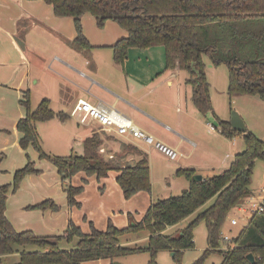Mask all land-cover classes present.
Segmentation results:
<instances>
[{"label": "trees", "instance_id": "trees-1", "mask_svg": "<svg viewBox=\"0 0 264 264\" xmlns=\"http://www.w3.org/2000/svg\"><path fill=\"white\" fill-rule=\"evenodd\" d=\"M27 1H42L51 6L54 16L71 18L76 32L71 46L77 51L93 48L83 34L81 18L85 14L94 17L99 28L107 21H113L127 32L126 37L110 46L117 64L123 63L132 48L162 47L165 70L178 66L187 74L192 103L202 115L212 111L203 56H207L214 66L224 64L227 67L230 99L246 96L264 100V0ZM20 103L26 114L16 125L21 133L19 146L23 150L31 146L39 159L56 167L69 206L80 207L76 197L83 192L86 179H82L79 186H72L65 180L80 172L98 180L106 178L111 171L119 172L116 182L126 200L138 192H151L147 157L122 167L113 158L99 154L103 141L97 133L83 140L81 155L56 156L44 152L36 124L55 118L64 120L65 116L55 113L48 99L31 108L28 93ZM219 127L227 139L241 137L244 150L234 155L220 174L200 182L193 180L194 169H177L175 175L185 178L188 188L177 196L152 203L140 222H135L129 214V226L124 229L115 227L109 220L103 231L89 222L88 234L73 222L59 236L15 231L5 215L7 195L18 190L26 175L39 173L27 157L26 165L14 172L12 182L0 185V264H83L101 259L114 262L120 257L144 252L149 253L150 264H154L158 252L163 250L173 253L175 263L180 264L184 251L194 247L193 231L202 222L207 229L208 248L192 264H205L211 253L221 256L220 264H251L246 259L249 253L254 257L253 264H263L264 212L253 214L230 244L223 241L222 226L227 215L253 195L250 188L253 166L257 159L264 162V142L248 129L244 133L233 130L229 121H219ZM209 201L211 204L177 235L164 234L167 227L179 224ZM28 208L59 209L53 200ZM142 230L149 234L146 247L129 248L121 243L124 234ZM62 242L74 243V248L61 249Z\"/></svg>", "mask_w": 264, "mask_h": 264}, {"label": "crops", "instance_id": "crops-1", "mask_svg": "<svg viewBox=\"0 0 264 264\" xmlns=\"http://www.w3.org/2000/svg\"><path fill=\"white\" fill-rule=\"evenodd\" d=\"M81 23L83 34L93 46L88 51L72 48L71 42L76 37L73 20L54 16L51 6L42 1L0 0V185L12 182L14 172L26 165L27 156L37 170H42V174L26 175L18 190L7 195L5 215L17 232L32 231L38 236H59L73 222L88 234L87 227L92 221L84 207L89 202V194L94 197L96 206L104 200L109 204L116 203L115 207L108 206V213L99 212L100 215L96 216L98 214L93 212L92 223L102 231L105 229L98 228L102 219L107 220L108 224L109 219L116 217L119 226H122L119 229L127 228L128 215L133 217L131 212L136 204L148 209L158 200L155 197L151 199L146 192H138L128 200L124 199L116 182L117 171H111L100 180L95 176L86 177L80 172L68 183L79 186L82 179L88 178V184L76 197L80 207L69 206L56 167L39 159L31 146L26 150L19 146L21 133L16 125L26 114L20 103L26 93L31 108H36L41 100L48 99L50 108L65 116L64 120L55 118L36 124L39 138L41 131L46 133L40 142L44 144L47 139L54 143V149L47 150V154L79 155L83 140L98 133L105 154L113 159L119 156L121 163L125 164L116 163L122 167L135 163L143 156L147 157L151 195L154 194L155 176H160L164 181L163 192L175 189L182 192L189 184L186 180H179L175 175L177 169L192 168L204 180L213 175L205 177L203 172L220 174L231 162L227 161L231 154L224 152L231 147L235 138L227 139L221 134L219 121L229 120L215 115L210 86L212 111L202 115L192 103V88L186 83L187 74L180 71L178 66L165 70L162 47L145 50L132 48L123 63L117 64L110 46L126 37L127 32L113 21H107L103 28H99L90 14H85ZM39 39L44 42L48 40V45ZM78 99L94 105L113 106L156 140L175 148L178 158L167 163L163 155L141 141L100 131L95 123L78 125L69 116ZM125 146L128 151L123 149V153L121 149ZM45 175L50 179L44 180ZM171 183L176 186L171 188ZM159 196L161 199L167 198ZM45 200H53L59 210L28 208ZM181 223L167 228L177 227ZM96 262L113 264L109 259Z\"/></svg>", "mask_w": 264, "mask_h": 264}, {"label": "rangeland", "instance_id": "rangeland-1", "mask_svg": "<svg viewBox=\"0 0 264 264\" xmlns=\"http://www.w3.org/2000/svg\"><path fill=\"white\" fill-rule=\"evenodd\" d=\"M23 38V37H22ZM40 42H44L43 39H39ZM48 40H45L44 44L47 46L48 45ZM50 43V42H49ZM203 60L205 62V72H206V77H207V82L210 86V94L212 97V105L214 109L215 115H217L221 119H226L230 120L231 113L232 112H237L243 122L245 123L246 128L254 133L260 140L264 142V101H261L256 98L252 97H237V98H229L227 94V87H228V71L227 67L224 64H221L219 66H214L211 62V60L207 56H203ZM69 123L71 122L68 120ZM216 119H214V122ZM73 122V121H72ZM74 124V123H72ZM214 126H217L216 124H212ZM75 126V125H74ZM40 138L45 136V132L41 131L40 132ZM98 134V133H97ZM106 136V135H105ZM41 141V140H40ZM233 143L231 144V147L228 150H225L224 154L228 152V154H231V157L227 161H232L234 155L237 153H240L241 151L244 150L245 144L244 141L241 137H235V139L232 141ZM42 149L44 152L48 153L47 150L52 151L50 149H54V143L50 140L45 139L44 144L43 142L40 143ZM122 144V143H120ZM129 145V144H128ZM122 148V147H121ZM126 149V146L121 149V152L125 153L124 150ZM66 151V150H65ZM128 151V150H127ZM120 152V151H119ZM82 152H79V155H81ZM131 153V151H129ZM54 155V154H52ZM107 155V156H106ZM109 154L102 153L101 156L106 158L108 157ZM117 155L118 152H117ZM56 156H64V155H56ZM111 156V155H109ZM28 157V156H27ZM29 158V157H28ZM113 158V157H112ZM163 160L167 163H172V161L167 159L165 156H162ZM120 157L116 156L115 159H113L115 162H119L121 165L125 164V162L121 163V160H119ZM159 164H164L163 162H157ZM226 169V168H225ZM42 174V170H39V173L35 174ZM203 176H211L215 174H207L206 172L202 173ZM180 181L183 182L185 178L179 177ZM50 177L44 176V180H48ZM155 184H154V194L151 195L149 193L151 199H161L159 195H163L162 197H170V196H177L181 193L180 190H172V192H163V185L164 181L160 179V176H155L154 178ZM171 182V181H170ZM88 184V178L86 179V184ZM84 186V187H85ZM176 185L175 183H171V188H174ZM250 188L253 193V197L255 198L256 201H259L260 196L262 195V192L264 191V162L257 159L254 163L253 166V171H252V177H251V184ZM150 199V201H151ZM94 197L89 194V202H87V207H84L85 212L87 216L90 218V220L94 223V221L91 219L93 212L97 213L99 216L100 213H108L110 208L108 207L111 205L112 207H115L116 203H108L107 200H104L103 202L99 203L97 206L95 205ZM157 201V200H156ZM54 202V201H53ZM212 201L207 202L204 206L201 207L197 212L194 214L190 215L186 220L183 222L181 221L180 225L177 227H172V228H166L164 230L165 235H177L180 231V227L184 228L188 223H190L195 216L205 208H207ZM108 203V204H107ZM151 205V204H150ZM59 210V209H58ZM104 210V211H103ZM146 206L143 208L142 205L139 203L136 204L135 210L132 211L133 213V219L135 222H140L142 217L144 216L146 212ZM121 211V210H119ZM116 211V212H119ZM100 212V213H99ZM104 215V214H103ZM238 215V214H236ZM243 215V214H239ZM246 215H249V212H246ZM246 215H244L246 217ZM139 218V220L136 218ZM232 214H228L225 220L224 225L222 226V234L224 236H228L229 238H234L238 236L240 230L243 228V223H239L237 226H231L230 224V218ZM110 218V217H109ZM87 219V217H86ZM110 220V219H109ZM112 220V221H111ZM110 222L117 228L122 227L119 226L120 222L119 220L115 217L112 218ZM97 221V220H96ZM100 224V227L106 230L107 227V220L102 219ZM98 224V222L96 223ZM132 223H130L131 225ZM95 225V224H93ZM117 225V226H116ZM89 226V225H88ZM128 226V224H127ZM87 231L90 232L89 228L87 227ZM83 232V231H82ZM148 232L146 230L139 231L137 233H126L123 236H121L120 241L123 245L129 248H134V247H146L147 246V241H148ZM193 237H194V247L189 250H185L183 253L182 261L180 264H192L197 258H199L204 250L208 248L207 244V229L205 224L202 222L200 223L193 231ZM229 242V244L232 242ZM60 248L64 250H70L74 248V243H69L67 244L66 242H62L60 244ZM172 253L168 251H160L158 252L156 258H155V263L154 264H176L173 256L171 255ZM120 264H150V256L149 253L144 252L140 254H129L123 257L118 258ZM3 262V261H2ZM221 262V256L218 255L217 253H211L208 258L205 261V264H220ZM88 264H98L96 261H88L86 262ZM104 264V263H103ZM264 264V263H263Z\"/></svg>", "mask_w": 264, "mask_h": 264}, {"label": "built area", "instance_id": "built-area-1", "mask_svg": "<svg viewBox=\"0 0 264 264\" xmlns=\"http://www.w3.org/2000/svg\"><path fill=\"white\" fill-rule=\"evenodd\" d=\"M69 116L78 125L95 123L99 126L100 131L112 133L119 137L129 136L135 140L141 141L171 161H175L178 158L179 154L175 148H170L159 140H156L153 136L140 129L131 119L119 113L113 106L106 107L102 104L94 105L83 99H78L74 103ZM99 153L100 155L104 153V149L100 148ZM106 158L111 159L112 156L108 155ZM65 182L67 183L68 180H65ZM247 211L249 215H246ZM262 212H264V191L259 201H256L255 198L251 196L246 198L240 205L236 206L230 212V214H232L230 224L231 226H237L239 223H243V227H245L253 214H260ZM240 213L243 215H239ZM244 215H246V217ZM231 239L232 238L228 236L223 237V241L225 242H230Z\"/></svg>", "mask_w": 264, "mask_h": 264}, {"label": "water", "instance_id": "water-1", "mask_svg": "<svg viewBox=\"0 0 264 264\" xmlns=\"http://www.w3.org/2000/svg\"><path fill=\"white\" fill-rule=\"evenodd\" d=\"M229 123H230L231 128L233 130L237 131V132L244 133L246 131V129H247L246 126H245V123L243 122V120L241 119L239 114L237 112H235V111L231 113V117H230ZM193 180L196 181V182H200V181H203V178H202L201 175L195 174L193 176ZM171 255L173 256V253ZM246 259L251 264L254 263V257H253V255L251 253L246 255ZM113 264H120V263L117 262V261H114Z\"/></svg>", "mask_w": 264, "mask_h": 264}]
</instances>
